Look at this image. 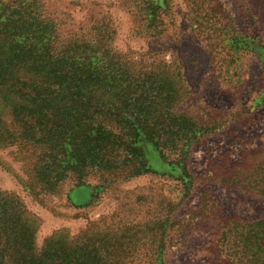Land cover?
<instances>
[{
	"label": "trees",
	"instance_id": "16d2710c",
	"mask_svg": "<svg viewBox=\"0 0 264 264\" xmlns=\"http://www.w3.org/2000/svg\"><path fill=\"white\" fill-rule=\"evenodd\" d=\"M243 3L251 22L260 15L258 7L264 9V0ZM165 4V0L132 4L140 33L163 34L156 12ZM200 13L190 23L197 29L204 25L208 38L218 39L210 44L219 62L214 75L238 99L243 82L232 63L250 55L264 71V30L250 37L232 23L221 27L216 14ZM251 24L255 27L256 22ZM112 27L109 18L95 20L84 36L64 39L56 22L44 13L41 0H0V146L23 151L29 164L22 184L33 196L57 192L68 178L75 187H90L85 178L96 174L103 179L101 189L109 177L129 180L160 167L189 191L194 186L187 170L191 146L223 129L226 122L250 118L253 108L264 106L262 90L223 120L179 110L191 95L180 67L163 61L158 62L161 69L148 67L118 54L112 49ZM224 32L226 38L221 37ZM231 72L237 80H226ZM260 153L250 173L259 177L253 185L262 194L264 149ZM246 163H238L231 176L224 175L223 185L240 186L239 169ZM37 228L38 219L19 199L0 191V264H105L106 258L112 263L111 255L101 256L96 239L71 245L52 234L38 250ZM233 234L240 238L238 263L264 264V217L246 232ZM155 263L163 264L159 255Z\"/></svg>",
	"mask_w": 264,
	"mask_h": 264
},
{
	"label": "rangeland",
	"instance_id": "374dc122",
	"mask_svg": "<svg viewBox=\"0 0 264 264\" xmlns=\"http://www.w3.org/2000/svg\"><path fill=\"white\" fill-rule=\"evenodd\" d=\"M41 1L44 13L56 22L64 39L84 36L95 20L109 18L115 52L148 67L161 69L159 61L180 67L191 95L179 110L198 118L220 116L223 120L264 90V71L253 57L244 55L232 63L238 66L243 82L240 97L234 98L222 78L214 75L219 62L210 44L218 39L208 38L204 25L197 29L190 23L192 16L208 11L218 16L221 27L232 23L243 35L256 37L264 30L260 6V15L251 22L243 0H165L156 12L163 34L148 37L134 21L131 6L138 0ZM153 10L151 6L148 12ZM222 35L226 38L228 34ZM237 79L231 72L226 80ZM251 111L252 117L226 122L223 129L191 146L187 170L194 186L189 191L160 167L129 180L109 177L101 189L103 179L96 174L85 178L90 187H75L73 178H68L57 192L33 196L22 184L29 163L16 146H0V191L16 196L38 219V250L46 238L57 234L71 245L100 241L96 247L101 256L111 255L112 263L106 258L105 264H156L158 255L163 264H245L238 263L240 238L233 233L246 232L264 217V193L253 185L259 177L250 173L264 149V106ZM240 162H247L239 169L241 185H223V176H231Z\"/></svg>",
	"mask_w": 264,
	"mask_h": 264
}]
</instances>
